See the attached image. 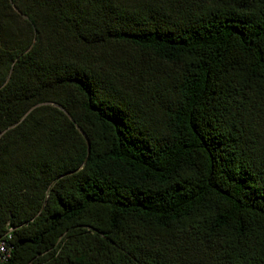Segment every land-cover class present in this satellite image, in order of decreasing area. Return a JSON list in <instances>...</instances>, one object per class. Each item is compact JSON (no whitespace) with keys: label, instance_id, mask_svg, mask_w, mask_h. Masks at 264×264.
<instances>
[{"label":"trees","instance_id":"16d2710c","mask_svg":"<svg viewBox=\"0 0 264 264\" xmlns=\"http://www.w3.org/2000/svg\"><path fill=\"white\" fill-rule=\"evenodd\" d=\"M0 264H264V0H0Z\"/></svg>","mask_w":264,"mask_h":264},{"label":"built area","instance_id":"2783aa9c","mask_svg":"<svg viewBox=\"0 0 264 264\" xmlns=\"http://www.w3.org/2000/svg\"><path fill=\"white\" fill-rule=\"evenodd\" d=\"M3 245L0 246V252L3 253L5 250L4 248L2 247Z\"/></svg>","mask_w":264,"mask_h":264}]
</instances>
